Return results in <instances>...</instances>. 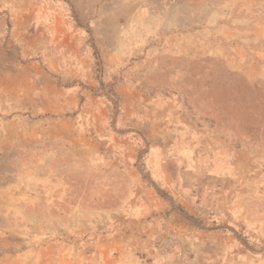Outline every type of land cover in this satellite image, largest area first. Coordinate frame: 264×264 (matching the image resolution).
Wrapping results in <instances>:
<instances>
[{
    "label": "rangeland",
    "instance_id": "rangeland-1",
    "mask_svg": "<svg viewBox=\"0 0 264 264\" xmlns=\"http://www.w3.org/2000/svg\"><path fill=\"white\" fill-rule=\"evenodd\" d=\"M0 264H264V0H0Z\"/></svg>",
    "mask_w": 264,
    "mask_h": 264
}]
</instances>
